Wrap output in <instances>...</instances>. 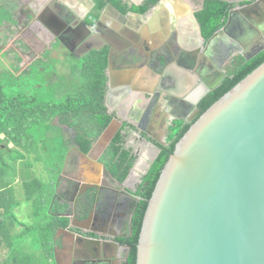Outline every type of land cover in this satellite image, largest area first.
I'll return each instance as SVG.
<instances>
[{
	"label": "flooded vegetation",
	"instance_id": "obj_1",
	"mask_svg": "<svg viewBox=\"0 0 264 264\" xmlns=\"http://www.w3.org/2000/svg\"><path fill=\"white\" fill-rule=\"evenodd\" d=\"M59 1L62 2L61 7L56 6L53 0H0V18L11 16L8 23L0 22L1 57L8 58V68H16L18 75L34 65L44 81H41V89L45 88L47 91L49 87L47 93L61 97L70 94L74 97L83 96L80 89L84 88V80H80V74L93 78V69L104 57L103 113L110 116V119L102 132L114 125L115 132L107 147L118 144L127 149L136 160L146 147L157 152V145L168 146L171 131L175 132L174 128L179 122L182 125L191 124L197 110H200L201 102L196 106L193 104L195 91L201 86L222 81L229 64L236 57L246 54L245 40L241 42L236 35V43L228 45V50L223 51L221 56H211V59L203 53L201 55L195 52L202 42L192 23V17L201 9L203 0H158L144 13L132 8L144 6L147 0H119V7L109 1L99 11L96 0ZM229 1H233L229 3H235L236 7L254 0ZM110 5L123 18L111 11L106 14L103 27L92 31L91 27L100 13ZM157 6L158 26L154 21L143 26L129 20L133 13L152 14V9ZM96 14L97 17H94ZM78 16L85 17L84 21L89 28L80 26ZM10 35L5 41L4 37ZM200 35L202 36L201 27ZM202 38L206 41L203 36ZM260 44H264V31L262 39L255 40L249 46ZM6 46L8 50L5 52ZM55 61L57 64L59 62L58 70L61 72L57 75L54 68L50 67ZM23 62L25 64L21 67ZM47 67L51 74L48 78L44 73ZM184 68H191L188 70L191 74H186ZM194 68L197 74H194ZM175 74L176 78L193 82L194 87L189 93L181 89L177 82L170 83ZM151 81L155 85L149 92L148 84ZM53 87L54 91L51 89ZM163 102L166 106H163ZM89 112H79V118L73 123L69 118L77 114L74 111L66 113L68 122L60 121L57 116L49 122V130L61 132V140L67 147L56 179L54 196L65 201V213L70 216L68 222H87L88 213L95 209L96 216H106L117 202L123 203L127 199L116 191L112 178L106 174L100 178L101 185L95 188L83 183L92 177L85 169L88 165L81 157L77 132H91L100 126L89 122L92 116ZM95 116L96 120L99 119L101 112ZM102 132L92 142L89 150L92 156H97L99 150L96 146ZM131 146H138L140 150L134 151ZM104 153L105 150L97 156L101 163ZM133 190L135 188L131 189ZM132 201L131 213L135 198Z\"/></svg>",
	"mask_w": 264,
	"mask_h": 264
},
{
	"label": "water",
	"instance_id": "obj_2",
	"mask_svg": "<svg viewBox=\"0 0 264 264\" xmlns=\"http://www.w3.org/2000/svg\"><path fill=\"white\" fill-rule=\"evenodd\" d=\"M53 2L62 5L59 0ZM158 8L152 11L157 13ZM111 11L119 14L114 6H108L92 31L103 27ZM133 16L141 18L139 23L143 25L148 15ZM77 18L81 27L89 28L85 17ZM192 23L202 42L195 52L211 59L221 56L239 38L246 43V54H242L246 61L264 49V44L249 46L262 39L264 0L231 8L224 25L206 41L194 16ZM220 83L201 86L194 93L193 104L196 106ZM114 132V125L102 132L97 156L106 149ZM158 153L157 149L152 162ZM80 154L92 177L83 182L85 185H101L100 174L112 178L97 156L90 151ZM60 230L75 237L82 252L88 246L91 256L82 253L77 260L81 264H97L101 254L105 256V249L114 245L103 236L85 234L72 222ZM125 248L128 253L129 247ZM136 248V264H264V62L203 113L197 110L160 172Z\"/></svg>",
	"mask_w": 264,
	"mask_h": 264
},
{
	"label": "trees",
	"instance_id": "obj_3",
	"mask_svg": "<svg viewBox=\"0 0 264 264\" xmlns=\"http://www.w3.org/2000/svg\"><path fill=\"white\" fill-rule=\"evenodd\" d=\"M109 1L116 7L120 6L119 0H96L97 10H101ZM157 1L158 0H147L144 6H133L132 9L144 13ZM234 5L235 3H229L223 0L202 1L201 9L195 13V18L201 27V33L205 40L224 25L228 11L233 8ZM94 17H97V14ZM2 21L8 23L11 21V16H1L0 22ZM9 37H11V35L4 37V40L6 41ZM263 62L264 49L247 61L244 60L243 57H236L229 64L227 74L220 85L210 91L199 103L200 113H203L217 99ZM105 63V58H101L96 68L93 69V78L91 76H86L84 82L85 86L80 89L81 94H84L83 96L74 97L70 94L61 97L58 94H49L48 101L41 98L43 95L40 90H36L37 86L35 83H33V88L37 93L34 94L22 92L21 89L19 90L18 88L22 86L23 77L38 73L34 65L23 71L22 75H18L17 69H14V67H10L11 69L7 68L5 71H0V149L4 148L6 152H10L15 148L14 150L19 153H27L30 148L31 139L34 138L33 133L29 130L32 124L41 125L42 123H49L55 116L62 122H68L66 113L71 111L77 112V114H73V116L69 118L72 121L70 122L73 123L75 119L79 118V112L90 111L92 116L89 122L98 123L100 126L91 132H77V141L80 145V151L86 154L90 150L93 140L102 132L110 119V116H106L103 113L105 111V106L103 105L105 83L103 70ZM40 66H42V64H40ZM14 87H16L15 90H13ZM51 89L54 91L55 88L53 87ZM42 91L49 92V87L47 91L45 88H43ZM37 94H41L42 96L39 95L40 97H37ZM98 112H101V117L96 120L95 115ZM189 126L190 124L182 125L179 122L174 128L177 130V133L175 134L174 132L175 135L169 137L171 140L170 144L168 146L157 145L160 151L149 170L136 187L135 196L137 199L133 207L130 232L121 240L124 245L129 247L125 264H136V247L148 201L164 164L174 150L176 142L187 131ZM49 132L52 133V135L49 134V144L53 147H59L55 154L54 165H52L50 169H47V171L51 173L49 195L46 196L44 194L45 189L40 192L42 195H38V197L35 196V200L30 199L33 197V193L26 194V197H24L26 202L32 200L33 203L36 201L39 206L41 205L44 208L45 214L49 210L53 187L56 185V179L67 151V147L61 140V136L58 138V133L56 131L49 130ZM87 135L88 138L86 137ZM57 140L61 141L57 142ZM43 142L44 141H41V144ZM9 145L12 147L10 148ZM46 146L47 145L43 147L46 148ZM21 156L23 157L22 154ZM19 158L21 157L19 156ZM101 161L111 176L122 182L129 173L134 157L130 156L129 151L121 148L120 145L110 144L105 149ZM20 180L26 193L34 191L35 188H40V184L36 179L30 180L20 177ZM4 187H1L3 190L0 189V264H37L39 259L30 252V247L32 248V246L35 245V240L33 239L31 243L28 244L21 242L20 239L21 236L26 235L24 231H29V228L23 227L22 231L13 234L12 228L14 225L9 222H16V220L15 218L13 219V216L7 218V216L3 214L8 207H10L9 205H12V202L15 201L13 197L1 198L4 196L5 191L13 195V191H11L9 185H5ZM53 210L54 209H51L50 211L53 212ZM67 224L68 220L66 218L55 219V221L48 224L44 232L41 231V242H38V244L43 246L44 258H47L49 262L53 260L52 239L55 230L58 226L66 227ZM27 235H30V232H28Z\"/></svg>",
	"mask_w": 264,
	"mask_h": 264
},
{
	"label": "rangeland",
	"instance_id": "obj_4",
	"mask_svg": "<svg viewBox=\"0 0 264 264\" xmlns=\"http://www.w3.org/2000/svg\"><path fill=\"white\" fill-rule=\"evenodd\" d=\"M1 37V35H0ZM13 44V42H12ZM8 50V47H5V52ZM9 61L8 58H5L4 56L1 57L0 53V71H5L9 67ZM25 62H23L20 66L23 67ZM59 64V62H58ZM57 62H53L50 64V67L54 68V73L57 75L58 73H61L60 70H58ZM49 66V64H48ZM11 69V68H10ZM61 71H63L61 69ZM46 77L48 78L49 75V67L46 68L45 72ZM43 73V74H44ZM80 80H84L83 83L86 80V76L84 77L82 74H80ZM42 75L35 73L34 75H27L26 77H23L22 80V86L18 87L19 90L21 89L22 92H29L31 94L37 93L35 89L33 88V83H35L36 90L41 91V94H37V97L42 96L44 100H49V93L43 92L41 89L42 82ZM85 78V79H84ZM21 81V80H18ZM42 81V82H41ZM85 86V83L83 84ZM16 87L13 88L15 90ZM23 88V90H22ZM40 95V96H39ZM29 130L33 133L34 138L31 139L29 150L27 153L21 154L18 151L11 150L10 152H6L5 149H0L1 151V158H0V189L3 190L1 187H4L5 185H9L11 191H13V195H11L9 192L5 191L4 196L5 197H13L15 201H13L12 205H9L8 209L3 213L7 218L10 216H13V219L15 218L16 222H9L10 224L13 223L12 233L15 234L16 231H22L23 227H28L29 231H24L26 235L21 236V242L24 243H31V241L35 240V245L30 247V252L39 259L37 261V264H52V262H49L47 258H44L43 253V246L39 245L38 242H41L40 235L41 231L44 232V229L47 228L48 224L50 222L55 221V218L52 217L49 214V210L44 213V208L35 201L34 203L32 200L30 202H26L25 198L26 194H32L33 197L30 199L35 200V196L38 197L40 192L42 190H45V195H49V189H50V180H51V173L48 172L47 169L54 165L55 162V154L57 153L59 147H53L49 144V123H42L40 124H32L29 128ZM47 130V131H46ZM58 133V138L61 136V132ZM177 133V130H175V134ZM172 135L174 134V131H171ZM171 136V135H170ZM62 137V136H61ZM41 141H44L41 144ZM61 140H57L59 142ZM46 146L44 148L43 146ZM11 148L12 146L9 145ZM50 150V152H49ZM19 156L21 158H19ZM24 158V160H23ZM29 163V167H28ZM20 177L34 180L36 179L38 183L40 184V188H35L32 192H27L24 189V186L20 180ZM5 188V187H4ZM0 190V191H1ZM8 190V189H7ZM9 191V190H8ZM21 198V199H20ZM19 200V203L16 201ZM50 221V222H49ZM30 232V235H27V233Z\"/></svg>",
	"mask_w": 264,
	"mask_h": 264
},
{
	"label": "crops",
	"instance_id": "obj_5",
	"mask_svg": "<svg viewBox=\"0 0 264 264\" xmlns=\"http://www.w3.org/2000/svg\"><path fill=\"white\" fill-rule=\"evenodd\" d=\"M158 10L157 13L153 12L152 14H149L145 21H143V26L146 24H149L151 21H154L156 26H158ZM114 17V16H113ZM112 18V17H110ZM113 19V18H112ZM130 21H134L135 23H139L142 21L141 18H138L136 16H131L129 18ZM190 49V48H188ZM183 71L187 74V69L184 68ZM182 72V71H181ZM191 74V73H188ZM174 75L173 79L170 80V83L177 82L179 86H181V89L189 93V91L194 87L193 82L190 83L188 79H179L175 77ZM174 78L176 80H174ZM155 85L154 81L149 82L148 84V90L149 92L152 91L153 87ZM195 90V89H194ZM163 106H166L165 102H163ZM143 147V146H142ZM141 147V148H142ZM132 148V146H131ZM134 151L140 150L138 146H133L132 148ZM152 154L150 155V153ZM156 155V150L152 148L146 147L143 152L140 153L137 160L134 158V161L131 166V170L129 171L128 175L124 179V181L120 182L114 177H112V184L116 187V191L120 192L125 201L123 203L117 202L112 207L111 212L108 213V215L101 217L96 216L95 212L97 209L94 210V212H89V209L86 210L87 215V222H72V224L75 227H80L81 231L84 232L87 235L93 236V233H95V236H103L104 240L107 242H113L114 245H111L110 247L105 249V253H103L105 256H103L101 253V256L99 257V261L97 264H125L126 262V256H127V250L125 248L126 245H124L121 240L127 236L130 232V222L132 219V213H131V203H133V199H137L135 197L136 187L141 182L142 177L147 173L149 170L151 164L153 163L152 160ZM100 174V178H101ZM108 181V177L105 178ZM55 187V186H54ZM54 187L52 192V198L51 203L49 206V214L54 217L55 219H61L66 218V203L63 199H57L54 196ZM131 191V189H134ZM119 199L120 197L117 196ZM21 199V198H20ZM16 201L19 203V200ZM136 202V201H135ZM54 209L53 212L50 210ZM95 218H99L98 220H95ZM50 222V221H49ZM60 226L55 230L53 239H52V251H53V260L51 261L52 264H81V261H77L78 259H81L82 253L86 255H90L88 246L85 245L84 249L85 251H81V246H78L77 240L75 237H71L69 234L64 232L63 230H60ZM14 229V227H13ZM79 231V230H77ZM20 231H16L15 233H18ZM82 245V244H81ZM77 248L80 249V253L77 252ZM91 256V255H90Z\"/></svg>",
	"mask_w": 264,
	"mask_h": 264
}]
</instances>
